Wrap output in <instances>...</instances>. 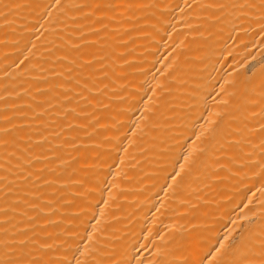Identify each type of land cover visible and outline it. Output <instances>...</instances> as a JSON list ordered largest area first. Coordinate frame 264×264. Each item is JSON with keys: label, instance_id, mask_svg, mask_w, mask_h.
<instances>
[{"label": "bare ground", "instance_id": "1", "mask_svg": "<svg viewBox=\"0 0 264 264\" xmlns=\"http://www.w3.org/2000/svg\"><path fill=\"white\" fill-rule=\"evenodd\" d=\"M264 0H0V264H264Z\"/></svg>", "mask_w": 264, "mask_h": 264}, {"label": "rangeland", "instance_id": "2", "mask_svg": "<svg viewBox=\"0 0 264 264\" xmlns=\"http://www.w3.org/2000/svg\"><path fill=\"white\" fill-rule=\"evenodd\" d=\"M261 50L263 51L262 53L264 54V37H263V43L261 44Z\"/></svg>", "mask_w": 264, "mask_h": 264}]
</instances>
